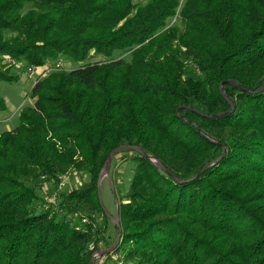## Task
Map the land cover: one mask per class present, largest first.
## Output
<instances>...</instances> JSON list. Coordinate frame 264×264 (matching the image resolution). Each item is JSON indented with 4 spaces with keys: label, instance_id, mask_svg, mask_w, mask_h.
Here are the masks:
<instances>
[{
    "label": "trees",
    "instance_id": "1",
    "mask_svg": "<svg viewBox=\"0 0 264 264\" xmlns=\"http://www.w3.org/2000/svg\"><path fill=\"white\" fill-rule=\"evenodd\" d=\"M61 55L78 66L34 85L0 133V264H89L104 236L77 202L103 212L98 179L123 146L136 165L115 249L264 264V0H0V78L17 79L6 56ZM70 166L90 181L40 194Z\"/></svg>",
    "mask_w": 264,
    "mask_h": 264
},
{
    "label": "rangeland",
    "instance_id": "2",
    "mask_svg": "<svg viewBox=\"0 0 264 264\" xmlns=\"http://www.w3.org/2000/svg\"><path fill=\"white\" fill-rule=\"evenodd\" d=\"M135 1L143 2L145 0ZM176 21L180 23V18L178 16L169 20L171 23H176ZM11 58L15 62H12ZM58 59H61L63 62V66L60 68L55 66L57 61L54 60H48L42 65H35L25 60L17 61L13 57H4L2 68L8 71L9 74L15 75L17 79L11 82L0 78V95L6 103V109L0 110V133L6 130H12L19 125L22 108L34 103V99L29 96V92L34 85L55 71L60 72L61 69L70 70L78 66L77 62L65 55H61ZM95 60H97V57L93 59V61ZM29 66L35 67L36 72L31 74L28 70ZM122 150L123 149H120L113 153L109 172L106 171V166H104L101 171L103 175L100 180L98 179V193L101 199L103 212L91 210L92 208L89 204L84 205L85 208L83 209L82 204H80L82 202H77L81 209L76 215L74 214V220L79 221L82 217V222L83 217H86L87 220L82 223H89L90 218L87 215L91 214L95 219L93 221L95 226L101 227L104 232H102L104 241L100 247L95 248V243L91 245V247L95 249L90 260L92 264H99V261L101 262L104 260V254L108 251H113L116 255L124 258V251L115 249L117 243L120 242L118 238L121 232V218L119 216L118 207L120 203L119 200L121 197H124V194L130 188L136 162L133 159V154L123 152ZM34 173L35 172H32L31 174ZM90 179L89 172L85 170L79 171L70 166L65 172L59 174L57 182L49 181L48 177L42 175L38 179L41 186L40 194L47 199L54 200L58 204L66 192L81 186L85 182H89ZM43 206L45 205L40 201L39 209ZM65 211L66 210H64V212ZM97 252L99 254H97ZM127 260L132 264H136L133 259Z\"/></svg>",
    "mask_w": 264,
    "mask_h": 264
},
{
    "label": "built area",
    "instance_id": "3",
    "mask_svg": "<svg viewBox=\"0 0 264 264\" xmlns=\"http://www.w3.org/2000/svg\"><path fill=\"white\" fill-rule=\"evenodd\" d=\"M11 61L12 62H15L12 58H11ZM57 68H60V67H62L63 66V62H62V60L61 59H58L57 60V63H56V65H55ZM46 69H48V68H46ZM28 70H29V72L32 74V73H35L36 72V68L35 67H33V66H29L28 67ZM38 70V69H37ZM87 219H86V217L85 218H83V221L82 222H85ZM96 254V253H95ZM97 254H99L98 252H97ZM99 256V255H98ZM104 256H105V259L104 260H102L101 262L99 261V264H132V263H130V261L129 260H127V258L124 256V258L123 257H121V256H118V255H116V253H114L113 251H108L107 253H105L104 254ZM99 257H101V256H99Z\"/></svg>",
    "mask_w": 264,
    "mask_h": 264
},
{
    "label": "water",
    "instance_id": "4",
    "mask_svg": "<svg viewBox=\"0 0 264 264\" xmlns=\"http://www.w3.org/2000/svg\"><path fill=\"white\" fill-rule=\"evenodd\" d=\"M129 147H131V146H123V147H119V148L115 149L113 152L110 153V155H109V157H108V160H107V162H106V165H105V166H106V171H107V172H109V168H110V164H111V158H112V156H113V153L116 152L117 150L124 149V148H129ZM156 163H157L160 167H163V165H162L161 163H159L157 160H156ZM102 175H103V172L100 174L99 180L101 179ZM117 218H118V217H117ZM120 239H121V232L119 233V238H118V240H120ZM89 264H92V261H90Z\"/></svg>",
    "mask_w": 264,
    "mask_h": 264
}]
</instances>
